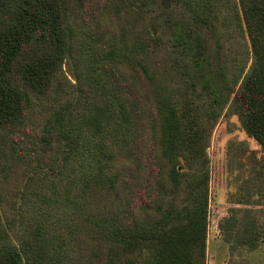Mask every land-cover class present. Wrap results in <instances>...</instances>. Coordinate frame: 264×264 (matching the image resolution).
I'll list each match as a JSON object with an SVG mask.
<instances>
[{
  "label": "trees",
  "instance_id": "16d2710c",
  "mask_svg": "<svg viewBox=\"0 0 264 264\" xmlns=\"http://www.w3.org/2000/svg\"><path fill=\"white\" fill-rule=\"evenodd\" d=\"M228 115L264 152V0H0V264H206Z\"/></svg>",
  "mask_w": 264,
  "mask_h": 264
},
{
  "label": "rangeland",
  "instance_id": "374dc122",
  "mask_svg": "<svg viewBox=\"0 0 264 264\" xmlns=\"http://www.w3.org/2000/svg\"><path fill=\"white\" fill-rule=\"evenodd\" d=\"M207 152L210 199L206 264H251L247 255L261 257L264 240L250 248L234 235H227V227H241L253 219L264 224V152L243 130L236 115L220 119ZM227 218L230 221H224ZM233 218L236 223L229 225Z\"/></svg>",
  "mask_w": 264,
  "mask_h": 264
},
{
  "label": "crops",
  "instance_id": "0c3cea01",
  "mask_svg": "<svg viewBox=\"0 0 264 264\" xmlns=\"http://www.w3.org/2000/svg\"><path fill=\"white\" fill-rule=\"evenodd\" d=\"M259 255H261V257H263L264 256V254H259ZM248 257V259H246V261L248 262H250L251 264H264V258H262L261 259V257H259V256H257L256 258L254 257V255L253 254H251L250 256L249 255H247ZM256 261V262H255Z\"/></svg>",
  "mask_w": 264,
  "mask_h": 264
}]
</instances>
